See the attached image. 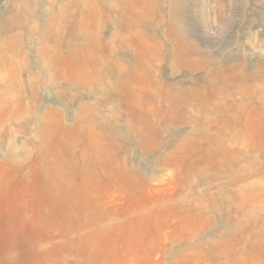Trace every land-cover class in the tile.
<instances>
[{
  "label": "rangeland",
  "instance_id": "obj_1",
  "mask_svg": "<svg viewBox=\"0 0 264 264\" xmlns=\"http://www.w3.org/2000/svg\"><path fill=\"white\" fill-rule=\"evenodd\" d=\"M0 264H264V0H0Z\"/></svg>",
  "mask_w": 264,
  "mask_h": 264
}]
</instances>
